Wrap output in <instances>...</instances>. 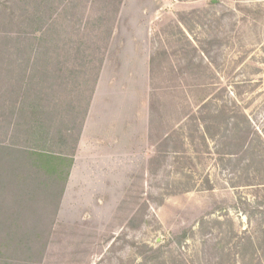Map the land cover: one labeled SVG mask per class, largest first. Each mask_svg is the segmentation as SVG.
Returning <instances> with one entry per match:
<instances>
[{
    "label": "rangeland",
    "instance_id": "1",
    "mask_svg": "<svg viewBox=\"0 0 264 264\" xmlns=\"http://www.w3.org/2000/svg\"><path fill=\"white\" fill-rule=\"evenodd\" d=\"M0 1L1 143H10L11 112L17 118L23 103L44 99L72 144L112 39L150 45L151 141L123 187L90 205L63 192L12 206L4 193L1 209L23 210L24 230L50 233L40 264H244L235 244L264 234V0H122L104 28L94 22L104 0L84 9L77 0L45 2L42 12L57 10L42 28L29 5ZM82 71L88 85L77 100ZM222 107L247 129L248 151L227 153L239 135L223 130ZM204 125L215 137L208 147Z\"/></svg>",
    "mask_w": 264,
    "mask_h": 264
},
{
    "label": "trees",
    "instance_id": "2",
    "mask_svg": "<svg viewBox=\"0 0 264 264\" xmlns=\"http://www.w3.org/2000/svg\"><path fill=\"white\" fill-rule=\"evenodd\" d=\"M15 2L23 5L25 9L29 5L32 9V16L39 15L37 19L40 21L38 24L40 28L45 26L46 14L50 18L57 10L54 7H50L43 12L40 10L42 4L53 2V0H15ZM90 2L91 0H77L73 7L79 6L84 9L86 4ZM121 3L122 0H104V10L94 19L99 28H104L114 20L116 17L114 12L118 11ZM3 4L0 1V13L3 11ZM111 7H113V13L109 11ZM48 11H51V13ZM82 12L84 11L79 10L78 19L80 23L83 22ZM110 13L111 18L109 17ZM182 20L185 21V19ZM110 28L108 37L112 34ZM42 30L38 29L39 32ZM76 50L80 52L81 45ZM2 51L6 52V49ZM103 60L104 57L100 61L93 87L91 86L92 93L87 96L88 104L80 123L78 135L72 144L69 143V137L63 136L64 132L55 129L54 119L49 109L50 106L43 103L44 99L42 101L34 99L31 103H23V106L17 112V118L15 117L16 113L13 112L12 114L11 112L12 118L5 120L4 134L6 137L10 136V143H7L8 140L3 143L0 142V202L6 199L4 196L6 191H11L12 206L15 203L20 204V201L31 200L39 196L47 200H52L54 197L58 200L61 199ZM72 74V77H74L75 71ZM83 74V81L76 86L79 89L83 85L85 87L88 85L87 74L86 76L84 72ZM65 84L66 82L62 83V85ZM83 93L84 91L81 89L78 91L77 97L75 96L77 100L83 98ZM78 106L79 104L76 105V107ZM220 109L219 113L225 118L223 130L240 136L236 139L233 137L234 139H230L225 144L228 148L234 146V150H229L227 153H234L236 150L245 152L251 149L252 141H248L247 129H241L239 123L231 122L234 116L229 113V108L222 107ZM242 115L245 117L244 114ZM13 118H15V121H13ZM204 121L208 122L206 119H203L202 122ZM203 129L202 138L208 147L209 140L215 139V137L209 133L208 126L204 125ZM216 153L219 154L220 151L217 150ZM1 169L4 171L1 172ZM206 182L210 186L208 179ZM58 200H56L57 204ZM23 214V210H13L10 204H5L2 209L0 206V264H40L42 262L50 233H33L24 230L22 224L24 219L21 217ZM260 233H264V231L261 230ZM186 235L187 231H184L182 238H186ZM223 252L225 256L232 253L230 250L228 252L223 250ZM144 253L145 251H141L140 254ZM235 254L240 256V260L244 264H264V234L258 237L256 243L251 237H248L246 243H243V241L237 242L235 244ZM149 258L151 257H146V260H149Z\"/></svg>",
    "mask_w": 264,
    "mask_h": 264
},
{
    "label": "crops",
    "instance_id": "3",
    "mask_svg": "<svg viewBox=\"0 0 264 264\" xmlns=\"http://www.w3.org/2000/svg\"><path fill=\"white\" fill-rule=\"evenodd\" d=\"M150 57V45L141 39H112L81 130L64 199L70 196L76 205L105 203L107 192L121 189L128 173L135 172L137 159L141 161L149 151Z\"/></svg>",
    "mask_w": 264,
    "mask_h": 264
}]
</instances>
